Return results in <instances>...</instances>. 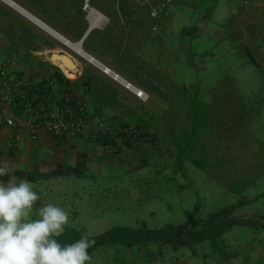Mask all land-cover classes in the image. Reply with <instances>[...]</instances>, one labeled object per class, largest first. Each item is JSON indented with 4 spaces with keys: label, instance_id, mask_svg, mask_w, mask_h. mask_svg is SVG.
Returning <instances> with one entry per match:
<instances>
[{
    "label": "rangeland",
    "instance_id": "1",
    "mask_svg": "<svg viewBox=\"0 0 264 264\" xmlns=\"http://www.w3.org/2000/svg\"><path fill=\"white\" fill-rule=\"evenodd\" d=\"M16 1L62 21L69 18L65 0ZM84 1L68 0L77 21L74 32L84 26ZM231 3L216 0L208 7L198 0H92L91 6L112 20L109 31L122 29L110 50L98 31L84 48L116 61L124 69L116 74L137 79L131 83L150 100L143 103L129 92L133 111L117 105L113 112L105 106L93 109L91 98L82 103L93 120L116 131L147 119L149 141L116 139L122 152L141 146L154 160L126 174L72 179L52 197L45 196L46 205L69 213L61 243L91 234L90 264H135L137 252L145 249L198 252L201 259L215 261L216 252H251V246L264 242V71L247 52ZM157 9L161 12L152 26L145 13ZM0 13V41L18 36L7 17L37 29L1 1ZM11 65L0 63V76L6 68L30 76ZM62 68L65 78L73 80L77 70ZM66 87L60 84L58 92H68ZM114 90L112 95L121 93ZM42 203L40 198L36 205Z\"/></svg>",
    "mask_w": 264,
    "mask_h": 264
},
{
    "label": "crops",
    "instance_id": "2",
    "mask_svg": "<svg viewBox=\"0 0 264 264\" xmlns=\"http://www.w3.org/2000/svg\"><path fill=\"white\" fill-rule=\"evenodd\" d=\"M0 1L38 29L22 23L17 25V23L12 22L11 18L7 17V20L10 21L9 24L13 26L15 34L18 36L13 41L8 39L0 41L1 64L11 62L12 66L15 67L14 69L19 68L17 69L18 72L21 71V73L30 75V79L27 78L29 81L43 82L50 78L56 79L54 67L65 74L63 65L59 62L52 63L49 60L50 56L54 53L67 55L77 66V73L70 76L75 80H69L71 83L77 82L69 88V95L75 103L84 105L82 103L84 99L91 98L93 109L105 106V111L113 112L117 110L115 106L119 105L132 110L129 108L134 107L131 101L129 102L130 97H132L129 92L121 84L114 81L111 75L103 72V68H107L114 74L122 75L124 69L116 61L107 60L102 53H92L84 48L87 39L98 31L100 32L99 37H107L101 41L106 50H110L113 47V39H116L117 34L121 33L122 27H116L117 29L114 27L113 31H109L112 20L99 11L98 13L105 18V23H102L99 18L89 23L82 4V15L80 14V16L85 14L84 26L82 30L79 31L78 29L74 32V24L77 21L73 19L68 8V0L64 1L66 5L64 13L69 17L66 21L54 16L52 18L47 14L48 11H38L33 5L29 8L24 7L16 0H8L9 3L4 0ZM198 2L208 4V7L214 3L212 0H198ZM231 2L232 11L242 27L247 47L256 63L264 71V0H231ZM145 15L148 23L154 26L153 23L157 18L151 17L150 11L146 12ZM0 17L3 18L1 13ZM123 29L122 34L126 37L128 31L125 27ZM48 36L52 37L53 40ZM84 38L81 46L79 43ZM72 53L80 56L83 61L75 59ZM91 58L94 60L92 61ZM122 79L133 83L137 81L128 75ZM59 85L60 83L57 84V87ZM114 89L121 93L118 96L112 95L111 91ZM84 90L90 93L84 95ZM100 98H103L104 103L101 102L102 99ZM22 114L24 115V113ZM92 126V124H87L82 136H67L59 139L41 131L37 137H32L27 130H24L20 133L19 139H16L13 131L6 126L3 119H0V162L6 163L10 168L11 179L8 183H11L10 181L17 183L22 180L32 182L34 190L39 193L41 202L43 201L41 206L40 204L34 206L39 209L46 205V195L51 193L52 197L64 189L61 188L62 186L75 179L86 180L95 176L126 174L138 171L140 168H147L149 164H152L154 157L147 155L146 150L141 146L131 145L129 150L117 156L105 154L103 145L92 142L87 137ZM154 163L153 166L156 165ZM32 218H36L35 215ZM260 243L261 245L259 244L256 248L251 246V252H216L217 260L215 261L206 258L201 259L198 252H153L145 249L142 252H137L135 264H264V242L260 241ZM194 257H196V261H194ZM198 258L200 260H197Z\"/></svg>",
    "mask_w": 264,
    "mask_h": 264
},
{
    "label": "built area",
    "instance_id": "3",
    "mask_svg": "<svg viewBox=\"0 0 264 264\" xmlns=\"http://www.w3.org/2000/svg\"><path fill=\"white\" fill-rule=\"evenodd\" d=\"M91 2L92 0H85L83 5L89 23L93 13L98 12L91 6ZM159 12L160 9L154 10L151 16L157 17ZM120 78L121 76L117 74L114 81L121 84L138 100L143 103L150 100L146 91L126 80L120 83ZM57 84L55 79L31 82L25 76L13 73L11 68L3 70L0 76V119L5 121L16 139H19L20 133L24 130H27L32 137H37L41 131L59 139L67 136H82L87 124H92L87 135L92 142H102L105 136L120 137L128 144L149 141V137L134 125L116 131L106 123L96 122L84 105L75 103L71 99L70 91L62 90L59 93L60 85L57 87ZM122 146L118 141L116 146L104 145V153L109 156L117 154Z\"/></svg>",
    "mask_w": 264,
    "mask_h": 264
},
{
    "label": "clouds",
    "instance_id": "4",
    "mask_svg": "<svg viewBox=\"0 0 264 264\" xmlns=\"http://www.w3.org/2000/svg\"><path fill=\"white\" fill-rule=\"evenodd\" d=\"M9 173V166L0 162V264H90L89 249L95 244L91 234L61 243L68 211L49 203L32 218L39 193L29 180L3 182Z\"/></svg>",
    "mask_w": 264,
    "mask_h": 264
},
{
    "label": "trees",
    "instance_id": "5",
    "mask_svg": "<svg viewBox=\"0 0 264 264\" xmlns=\"http://www.w3.org/2000/svg\"><path fill=\"white\" fill-rule=\"evenodd\" d=\"M247 52H248L251 60L255 63V65H257V67H260L256 63V61H255L253 55L251 54L250 50H247ZM54 69L56 70V73H55L56 74V77H55L56 79L55 80H56L57 83L66 85L67 86L66 88H70L71 85L77 83V82L71 83V81H69L68 79L65 78V76L63 75V73L61 72L60 69L55 68V67H54ZM68 91H69V89H68ZM134 126L137 129H139L140 131H142L143 134H145V135L148 134V129L150 127V124L148 123L147 119H145V118H139L137 120V123ZM115 140H116V136H105L104 140L102 142H99V144H101L103 146L104 145H107V144L108 145H115L116 146ZM119 152H122V150H120ZM10 179H11V176L10 175L2 178L3 182H5V183H8ZM189 217H190V220L193 219L192 218L193 217L192 214H189Z\"/></svg>",
    "mask_w": 264,
    "mask_h": 264
},
{
    "label": "water",
    "instance_id": "6",
    "mask_svg": "<svg viewBox=\"0 0 264 264\" xmlns=\"http://www.w3.org/2000/svg\"><path fill=\"white\" fill-rule=\"evenodd\" d=\"M84 40L85 38L79 43L81 44V46ZM49 60L51 62H59L60 64L63 65V67H65L66 70H77V66L75 65L73 60L67 55L54 53L50 56ZM92 60L94 59L92 58Z\"/></svg>",
    "mask_w": 264,
    "mask_h": 264
},
{
    "label": "bare ground",
    "instance_id": "7",
    "mask_svg": "<svg viewBox=\"0 0 264 264\" xmlns=\"http://www.w3.org/2000/svg\"><path fill=\"white\" fill-rule=\"evenodd\" d=\"M5 2H7V3H9L8 2V0H4ZM97 18H99V20L102 22V23H105V18H103L98 12H95V13H93V15H92V17L90 18V23H92V22H94V20L95 19H97ZM41 24V23H40ZM78 50H80V47H78ZM91 60H92V58H91ZM93 61V60H92ZM103 72L105 73V74H108V75H111V77L113 78V80H114V78H115V75H117V74H114V73H112L109 69H107V68H103ZM121 80H119L120 81V83L122 82H124L125 80H123L122 78H120Z\"/></svg>",
    "mask_w": 264,
    "mask_h": 264
}]
</instances>
